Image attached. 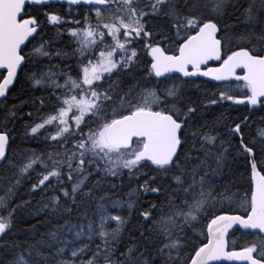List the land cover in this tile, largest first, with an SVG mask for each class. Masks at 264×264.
<instances>
[{
	"label": "snow or ice",
	"instance_id": "1",
	"mask_svg": "<svg viewBox=\"0 0 264 264\" xmlns=\"http://www.w3.org/2000/svg\"><path fill=\"white\" fill-rule=\"evenodd\" d=\"M0 264H264V0H0Z\"/></svg>",
	"mask_w": 264,
	"mask_h": 264
}]
</instances>
